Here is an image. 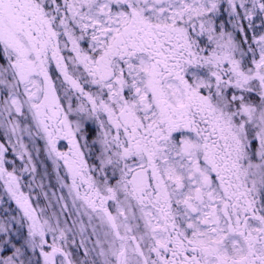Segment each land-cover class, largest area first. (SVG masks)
Masks as SVG:
<instances>
[{"label":"snow or ice","instance_id":"6c2138e0","mask_svg":"<svg viewBox=\"0 0 264 264\" xmlns=\"http://www.w3.org/2000/svg\"><path fill=\"white\" fill-rule=\"evenodd\" d=\"M0 264H264V0H0Z\"/></svg>","mask_w":264,"mask_h":264},{"label":"flooded vegetation","instance_id":"af4514ba","mask_svg":"<svg viewBox=\"0 0 264 264\" xmlns=\"http://www.w3.org/2000/svg\"><path fill=\"white\" fill-rule=\"evenodd\" d=\"M41 159H42V157H41ZM39 166V165H38ZM40 167V166H39ZM51 170V166L49 165V171ZM40 174L42 175L43 174V169L40 167ZM39 178V177H38ZM47 182V181H46ZM53 183H54V179H53Z\"/></svg>","mask_w":264,"mask_h":264},{"label":"rangeland","instance_id":"374dc122","mask_svg":"<svg viewBox=\"0 0 264 264\" xmlns=\"http://www.w3.org/2000/svg\"><path fill=\"white\" fill-rule=\"evenodd\" d=\"M38 172L40 173L41 171H40V167L38 166ZM39 177V176H38ZM39 179V178H38Z\"/></svg>","mask_w":264,"mask_h":264}]
</instances>
